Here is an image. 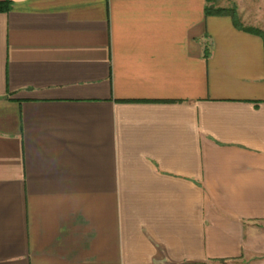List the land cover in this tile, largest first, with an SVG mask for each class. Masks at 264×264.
Wrapping results in <instances>:
<instances>
[{
    "label": "crops",
    "instance_id": "obj_1",
    "mask_svg": "<svg viewBox=\"0 0 264 264\" xmlns=\"http://www.w3.org/2000/svg\"><path fill=\"white\" fill-rule=\"evenodd\" d=\"M0 1V264H264L259 35L211 0Z\"/></svg>",
    "mask_w": 264,
    "mask_h": 264
},
{
    "label": "rangeland",
    "instance_id": "obj_2",
    "mask_svg": "<svg viewBox=\"0 0 264 264\" xmlns=\"http://www.w3.org/2000/svg\"><path fill=\"white\" fill-rule=\"evenodd\" d=\"M234 1L235 0H211V7L225 9L237 8L235 5L233 6ZM244 2L246 5V16L248 17L246 26L260 28L264 31V0H244ZM238 16L241 20L239 13Z\"/></svg>",
    "mask_w": 264,
    "mask_h": 264
},
{
    "label": "trees",
    "instance_id": "obj_3",
    "mask_svg": "<svg viewBox=\"0 0 264 264\" xmlns=\"http://www.w3.org/2000/svg\"><path fill=\"white\" fill-rule=\"evenodd\" d=\"M10 7H11L10 1H0V11L8 10ZM207 14L229 15L232 17L233 22L237 28L257 34L264 40V31L260 28L245 26L241 22L236 8L225 9V8L207 7Z\"/></svg>",
    "mask_w": 264,
    "mask_h": 264
}]
</instances>
